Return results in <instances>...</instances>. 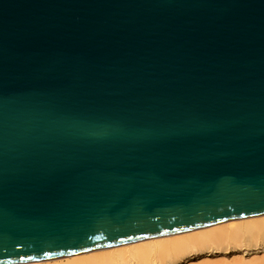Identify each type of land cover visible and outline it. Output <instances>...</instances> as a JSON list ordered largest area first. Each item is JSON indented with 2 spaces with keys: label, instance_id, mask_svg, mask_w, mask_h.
<instances>
[{
  "label": "water",
  "instance_id": "obj_1",
  "mask_svg": "<svg viewBox=\"0 0 264 264\" xmlns=\"http://www.w3.org/2000/svg\"><path fill=\"white\" fill-rule=\"evenodd\" d=\"M264 213V0H0V264Z\"/></svg>",
  "mask_w": 264,
  "mask_h": 264
},
{
  "label": "bare ground",
  "instance_id": "obj_2",
  "mask_svg": "<svg viewBox=\"0 0 264 264\" xmlns=\"http://www.w3.org/2000/svg\"><path fill=\"white\" fill-rule=\"evenodd\" d=\"M229 250H235L234 256L226 259ZM219 254L224 258L214 259ZM194 259L201 260L193 264H264V213L59 257L6 264H187Z\"/></svg>",
  "mask_w": 264,
  "mask_h": 264
},
{
  "label": "rangeland",
  "instance_id": "obj_3",
  "mask_svg": "<svg viewBox=\"0 0 264 264\" xmlns=\"http://www.w3.org/2000/svg\"><path fill=\"white\" fill-rule=\"evenodd\" d=\"M235 250H236V249H235ZM235 250H229L228 253H225V255H226L225 257H226V259H229L230 257L234 256V255H232V253L235 252ZM191 253H193V252H191ZM194 254H196V253H194ZM191 255H192V256H191ZM191 255H190L191 257L195 256V255H193V254H191ZM221 255H222V254H219V256H217L218 258L216 257V258H214V259L217 260V259H219V257L221 258ZM222 256H223V255H222ZM185 258H186V257H185ZM223 258H224V257H222L221 259H223ZM195 260H196V259L191 260V262H190V263H187V264H193V263H196V262H197V263H198V262L200 263V260H201V259H200V260H197L196 262H194ZM180 261H182V259H181ZM171 264H172V263H171ZM173 264H174V263H173Z\"/></svg>",
  "mask_w": 264,
  "mask_h": 264
}]
</instances>
